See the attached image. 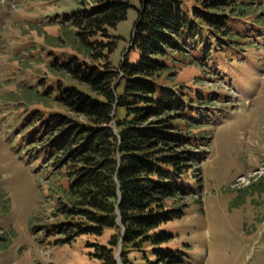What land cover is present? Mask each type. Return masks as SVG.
Instances as JSON below:
<instances>
[{"label": "trees", "instance_id": "16d2710c", "mask_svg": "<svg viewBox=\"0 0 264 264\" xmlns=\"http://www.w3.org/2000/svg\"><path fill=\"white\" fill-rule=\"evenodd\" d=\"M74 1L77 10L43 24L58 26L64 38L27 24L52 48L74 50L45 66L56 83L40 91L41 80L2 96L29 113V137L18 151L38 161L40 190L54 204L45 233L70 242L112 230L106 244L92 245L100 264H186L162 226L183 217L180 201L201 190V180L189 176L213 116L205 107L219 100L176 77L184 66L204 71L213 55L230 64V51L246 56L259 48L251 36H264V0ZM130 9V47L114 64L109 29ZM132 49L136 61L128 57Z\"/></svg>", "mask_w": 264, "mask_h": 264}, {"label": "rangeland", "instance_id": "374dc122", "mask_svg": "<svg viewBox=\"0 0 264 264\" xmlns=\"http://www.w3.org/2000/svg\"><path fill=\"white\" fill-rule=\"evenodd\" d=\"M0 1V264H100L92 245L106 244L112 230L70 242L59 241L63 235L45 233V225L54 221L49 216L54 204L40 190L38 161L27 162L18 151L29 137L23 130L29 113L17 101L2 98L19 86L43 80V91L56 83L45 66L53 59L67 60L74 50L70 44L52 48L28 31L27 24L61 20L64 13L77 10L76 2ZM139 1L131 3L138 6ZM134 20L130 9L125 20L109 29L117 41L114 64L130 47ZM44 32L64 38L56 25L41 26ZM258 34L251 40L260 47L248 48V55L230 51V64L213 55L204 71L184 66L176 77L177 82L204 87V94L215 92L213 100H219L205 107L213 116L204 122L206 145L195 150L198 161L189 176L201 180V190L180 201L183 217L162 226L175 236L169 246L184 252L186 264H264V36ZM128 57L136 61L137 50Z\"/></svg>", "mask_w": 264, "mask_h": 264}, {"label": "water", "instance_id": "95a60500", "mask_svg": "<svg viewBox=\"0 0 264 264\" xmlns=\"http://www.w3.org/2000/svg\"><path fill=\"white\" fill-rule=\"evenodd\" d=\"M119 247L121 248V245L119 244ZM117 259H119V253L117 254Z\"/></svg>", "mask_w": 264, "mask_h": 264}]
</instances>
